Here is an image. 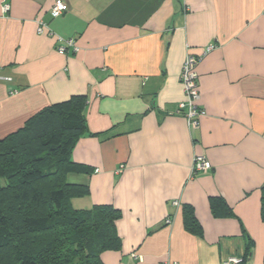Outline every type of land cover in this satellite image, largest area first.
<instances>
[{
	"label": "crops",
	"instance_id": "1",
	"mask_svg": "<svg viewBox=\"0 0 264 264\" xmlns=\"http://www.w3.org/2000/svg\"><path fill=\"white\" fill-rule=\"evenodd\" d=\"M53 1L0 0V139L78 97L70 160L86 170L66 180L88 193L71 204L119 212L100 264H263L264 0H63L52 17ZM187 54L200 57L193 129L177 112ZM195 155L211 168L191 177Z\"/></svg>",
	"mask_w": 264,
	"mask_h": 264
},
{
	"label": "trees",
	"instance_id": "2",
	"mask_svg": "<svg viewBox=\"0 0 264 264\" xmlns=\"http://www.w3.org/2000/svg\"><path fill=\"white\" fill-rule=\"evenodd\" d=\"M79 103H54L0 139V264H100L101 252L118 246L117 209L71 204L88 193L66 181L68 172L86 170L70 160L84 129ZM261 191L264 221V185Z\"/></svg>",
	"mask_w": 264,
	"mask_h": 264
},
{
	"label": "built area",
	"instance_id": "3",
	"mask_svg": "<svg viewBox=\"0 0 264 264\" xmlns=\"http://www.w3.org/2000/svg\"><path fill=\"white\" fill-rule=\"evenodd\" d=\"M4 10L8 9V5L3 7ZM68 5L63 0H54L50 7V14L52 17H57L58 15L67 11ZM36 31L38 33L49 32L47 24L40 18L35 19ZM65 46H71L74 50L77 49L75 42L72 39L66 40L64 42ZM213 45H209L204 49V53L210 51ZM58 52L61 54L65 53V47L60 46ZM200 57L193 54H187L183 60L180 72V81L183 87L184 98L179 101L177 105V112L183 115L188 123L189 128L193 129L198 126L199 118L201 115V110L198 107L197 101L199 99V92L197 90V71L196 65ZM11 81L10 76L0 75V81ZM16 92V89L11 91ZM264 136V133H263ZM211 168L210 162L201 155H195L193 158V164L191 166V177L196 175L198 172L207 171ZM177 205V201L173 202ZM166 222H170L167 218ZM243 258L239 256H230L223 261V264H242Z\"/></svg>",
	"mask_w": 264,
	"mask_h": 264
},
{
	"label": "rangeland",
	"instance_id": "4",
	"mask_svg": "<svg viewBox=\"0 0 264 264\" xmlns=\"http://www.w3.org/2000/svg\"><path fill=\"white\" fill-rule=\"evenodd\" d=\"M67 181V180H66Z\"/></svg>",
	"mask_w": 264,
	"mask_h": 264
}]
</instances>
